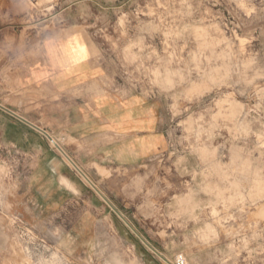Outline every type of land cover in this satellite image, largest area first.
Returning a JSON list of instances; mask_svg holds the SVG:
<instances>
[{
  "label": "rangeland",
  "instance_id": "1",
  "mask_svg": "<svg viewBox=\"0 0 264 264\" xmlns=\"http://www.w3.org/2000/svg\"><path fill=\"white\" fill-rule=\"evenodd\" d=\"M66 2L105 39L109 85L161 99L163 147L85 170L51 137L78 202L0 207V264H264V0Z\"/></svg>",
  "mask_w": 264,
  "mask_h": 264
},
{
  "label": "crops",
  "instance_id": "2",
  "mask_svg": "<svg viewBox=\"0 0 264 264\" xmlns=\"http://www.w3.org/2000/svg\"><path fill=\"white\" fill-rule=\"evenodd\" d=\"M69 11L66 0H0L3 215L40 222L78 202L69 196L79 187L51 137L64 140L85 170L137 166L163 147L161 99L109 85L105 39L79 22L77 9ZM16 157L23 166L12 171L9 158Z\"/></svg>",
  "mask_w": 264,
  "mask_h": 264
},
{
  "label": "built area",
  "instance_id": "3",
  "mask_svg": "<svg viewBox=\"0 0 264 264\" xmlns=\"http://www.w3.org/2000/svg\"><path fill=\"white\" fill-rule=\"evenodd\" d=\"M51 140H53V139L51 138L50 141H51ZM51 142H52V141H51ZM52 143H53L54 145H56V146L58 147L59 150H61V149L59 148V146L55 143V141H53Z\"/></svg>",
  "mask_w": 264,
  "mask_h": 264
},
{
  "label": "bare ground",
  "instance_id": "4",
  "mask_svg": "<svg viewBox=\"0 0 264 264\" xmlns=\"http://www.w3.org/2000/svg\"><path fill=\"white\" fill-rule=\"evenodd\" d=\"M53 142V141H52Z\"/></svg>",
  "mask_w": 264,
  "mask_h": 264
}]
</instances>
